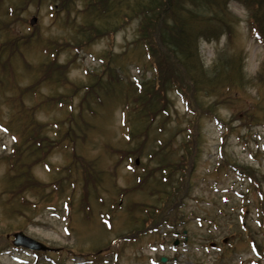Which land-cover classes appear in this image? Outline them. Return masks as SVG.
I'll return each mask as SVG.
<instances>
[{"label": "rangeland", "instance_id": "obj_1", "mask_svg": "<svg viewBox=\"0 0 264 264\" xmlns=\"http://www.w3.org/2000/svg\"><path fill=\"white\" fill-rule=\"evenodd\" d=\"M159 13L192 33L196 80L208 87L190 101L167 90L170 115L159 114L146 131L127 93L159 84L140 39L143 22L153 30ZM154 45L162 48L157 38ZM107 62L118 81L80 108ZM49 70L52 78L39 81ZM26 119L40 126L48 153L24 154L22 174L38 185L11 197L15 146H29ZM190 134L199 153L178 209L183 218L126 237L145 216L140 203L162 198L152 193L157 179L143 189L139 180L154 169L160 178L165 157L173 168ZM123 150L135 156L123 158ZM261 192L264 0H0V264H264ZM17 230L63 250L15 247L6 234Z\"/></svg>", "mask_w": 264, "mask_h": 264}, {"label": "trees", "instance_id": "obj_2", "mask_svg": "<svg viewBox=\"0 0 264 264\" xmlns=\"http://www.w3.org/2000/svg\"><path fill=\"white\" fill-rule=\"evenodd\" d=\"M144 12H148V9L142 10V13ZM147 19L148 14L146 15V20ZM175 22L177 23V21ZM148 23H151V20H149V22H143L140 39L144 41V45L151 51V58L158 71L159 84L153 88H147V86L144 87V85L141 84V88H135L136 90L133 89L127 93L130 99L134 101V109L148 121L146 131H149L151 123L159 114L167 113L168 116L170 115V110L167 111L169 103L167 90L176 89L178 92L180 91L183 93L190 101L193 98V94L198 92L203 83L205 85L201 88L202 90H206L208 87V84L203 81H200L198 86L196 80V75L199 73L196 67V58L193 53L192 33H189L187 30L185 31L182 24L171 25L166 16H161L160 13L155 17V27L153 30H151ZM156 38L160 42L162 48L155 47L154 42ZM110 64L111 63L107 62L106 68H104L102 73H100V75L87 86L88 90L85 92L81 100L80 108H84L85 105L90 108V98L96 99L98 102L99 97H97V95L95 96V93L100 91L99 89L103 87H112V85L116 84V81L119 79L117 77L118 74L115 73L114 70L113 72L111 71L112 67ZM192 66H195V69H193ZM50 73L51 70L43 73L39 77V81L52 78ZM104 74H107L106 81H104ZM167 84H171L169 88H167ZM139 85L140 84L137 86ZM197 103L198 100L196 101V104ZM60 104H62L61 101ZM26 120L29 124L33 121ZM73 122L74 121H72V123ZM28 129V133L22 136L28 141V148L23 147V143H18L15 146L16 149H14V158H12V160L14 161L13 164L15 167L12 168L13 171L8 174L9 183L5 188V191L11 197L17 195L18 197H23V195L25 196L26 190H29L32 186L38 185L37 179L35 181L30 179L28 174L25 176L22 174L23 172L29 171V167L25 163L28 161L24 159V154L26 152L34 154L32 155L31 160H36L38 158H44L48 153L47 147L45 148L43 144L46 140L39 132L41 130L40 126L37 125L36 127L32 122ZM71 129L72 128H70V131H72ZM145 133H136L135 135L140 138L141 135H145ZM68 135H70L69 131H67L65 137ZM189 136L190 139L187 141L189 147L183 149L179 155L177 164L173 168L170 167L171 162L165 157L156 168V170L161 172L160 178L155 176L154 169L141 177V179H144L143 181L141 179L139 180L140 182H138L136 186L137 188L143 189L148 188L150 178L157 179V182H160V184H158V188L152 190V193H159L162 195V198L156 196V199L159 202L158 205L140 203L143 207L142 210L145 213V216L141 219L139 218V222L141 223L136 225L134 229L130 231L131 233H127L125 235L126 237H139L142 232L144 234L154 232L161 226L165 225L175 227L179 217L183 218V216L179 215L178 209L182 206L189 195L191 184H188L187 178L188 175L195 170L197 164L196 157L198 155L197 153H199V151H197V136L191 134ZM51 141L53 143V139H47V143ZM142 141L140 142L141 144L143 143ZM169 142L170 141H167L168 144ZM49 144L51 147L52 144ZM165 147L166 146L161 147L160 149L163 150ZM74 154H76V152H74ZM134 154L135 153H132L131 150L122 151L123 158L129 159L135 156ZM224 165L225 163H222L220 167H223ZM234 167L237 168L236 165ZM180 170H183V174L179 173ZM251 179L253 180L254 178L251 177ZM92 186L94 187V184H92ZM86 188L90 189L89 185H87ZM261 190L263 191V189ZM262 197L264 198V192L262 193ZM135 207L138 206H132V210ZM259 222L264 226V218L260 217ZM7 241L5 242L8 243ZM183 241L189 242V240L185 238H183Z\"/></svg>", "mask_w": 264, "mask_h": 264}, {"label": "water", "instance_id": "obj_3", "mask_svg": "<svg viewBox=\"0 0 264 264\" xmlns=\"http://www.w3.org/2000/svg\"><path fill=\"white\" fill-rule=\"evenodd\" d=\"M36 21H37L36 17H33L31 20L32 23H35ZM12 235L14 236V239L12 240V242L17 246H24V247H28L31 249L44 250V251H47V250L57 251V250L62 249V247H54V246L47 245L44 242L28 235L24 231H15L12 233ZM162 260L165 261L166 258L163 257Z\"/></svg>", "mask_w": 264, "mask_h": 264}]
</instances>
